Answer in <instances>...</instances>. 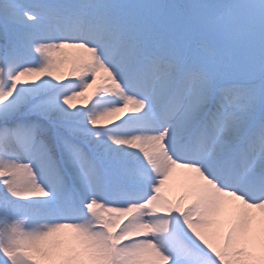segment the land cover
Instances as JSON below:
<instances>
[{"label":"snow or ice","instance_id":"obj_1","mask_svg":"<svg viewBox=\"0 0 264 264\" xmlns=\"http://www.w3.org/2000/svg\"><path fill=\"white\" fill-rule=\"evenodd\" d=\"M0 264H264V0H0Z\"/></svg>","mask_w":264,"mask_h":264}]
</instances>
